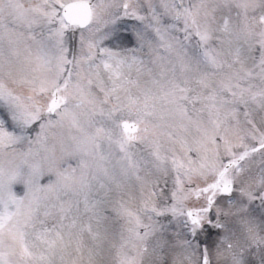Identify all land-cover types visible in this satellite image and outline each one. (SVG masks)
Masks as SVG:
<instances>
[{"label":"snow or ice","instance_id":"1","mask_svg":"<svg viewBox=\"0 0 264 264\" xmlns=\"http://www.w3.org/2000/svg\"><path fill=\"white\" fill-rule=\"evenodd\" d=\"M0 264H264V0H0Z\"/></svg>","mask_w":264,"mask_h":264}]
</instances>
